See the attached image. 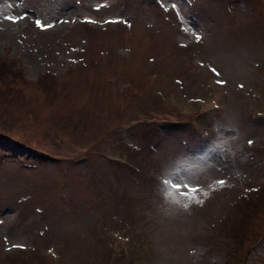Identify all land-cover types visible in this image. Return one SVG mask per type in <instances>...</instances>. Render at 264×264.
<instances>
[{
    "label": "rangeland",
    "instance_id": "1",
    "mask_svg": "<svg viewBox=\"0 0 264 264\" xmlns=\"http://www.w3.org/2000/svg\"><path fill=\"white\" fill-rule=\"evenodd\" d=\"M0 65V264H264V0H0Z\"/></svg>",
    "mask_w": 264,
    "mask_h": 264
},
{
    "label": "snow or ice",
    "instance_id": "2",
    "mask_svg": "<svg viewBox=\"0 0 264 264\" xmlns=\"http://www.w3.org/2000/svg\"><path fill=\"white\" fill-rule=\"evenodd\" d=\"M172 7L175 8L176 5L173 4ZM26 17H27V13L23 14L22 16H15V17L14 16H6V19L9 22H11V23H19L21 19H24ZM59 22L60 23H68L69 21H67V20H60ZM86 22H88V23H95L96 21H93V20H90L89 19ZM106 22L107 23H117L119 21H117V20H110V21H106ZM124 22L127 23V21H124ZM34 23H35L36 27L39 28L41 31H48L49 29H51V28H53L55 26L54 23L45 24L40 19H35ZM200 39H201V37L199 35H196V40L199 41ZM217 75H219V74L217 73ZM224 83H225V81H223V80H217V84H219L221 86H223ZM249 143L251 144L252 141H249ZM173 183H175V182L165 181L164 182V185L165 186H170V188H171ZM216 183L219 184L220 186H224L226 184V181L223 180V179H221V180H218ZM189 187H190V185H189ZM185 189L187 190V188L184 186V184L175 183V190H177V191H183ZM200 191H201L200 188H196L194 190V195L196 197L195 201H197V202H198V193ZM169 194L171 195V193H169ZM0 222H2V221H0ZM13 247L22 248L23 246L22 245H13Z\"/></svg>",
    "mask_w": 264,
    "mask_h": 264
},
{
    "label": "trees",
    "instance_id": "3",
    "mask_svg": "<svg viewBox=\"0 0 264 264\" xmlns=\"http://www.w3.org/2000/svg\"><path fill=\"white\" fill-rule=\"evenodd\" d=\"M0 67H4V65H0Z\"/></svg>",
    "mask_w": 264,
    "mask_h": 264
}]
</instances>
